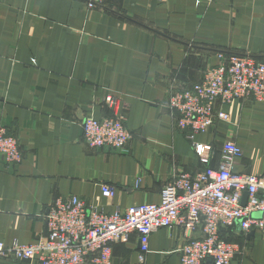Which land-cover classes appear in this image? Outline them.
I'll return each mask as SVG.
<instances>
[{
	"label": "crops",
	"instance_id": "0c3cea01",
	"mask_svg": "<svg viewBox=\"0 0 264 264\" xmlns=\"http://www.w3.org/2000/svg\"><path fill=\"white\" fill-rule=\"evenodd\" d=\"M218 53L264 63V0H103L93 10L82 0H0V129L22 154L15 165L0 158V243L45 237L56 198L77 196L105 214L158 203L174 175L217 169L226 141L242 150L235 173L264 176V100L218 105L229 120L193 139L167 107L171 92L217 65ZM113 115L124 118L126 146L88 147L81 124ZM224 235L239 247L231 264H264V232ZM198 236L155 231L145 264H180L176 249ZM138 245L136 233L114 244V264H136Z\"/></svg>",
	"mask_w": 264,
	"mask_h": 264
},
{
	"label": "built area",
	"instance_id": "2783aa9c",
	"mask_svg": "<svg viewBox=\"0 0 264 264\" xmlns=\"http://www.w3.org/2000/svg\"><path fill=\"white\" fill-rule=\"evenodd\" d=\"M90 10L103 0H82ZM217 65L190 89L171 92L167 107L175 113L177 128L189 139L207 133L217 120L229 115L216 110L233 101L264 100V63L250 55L218 53ZM106 103L116 106L111 96ZM85 143L92 149H122L130 140L121 115L87 119L81 124ZM205 148L196 146V152ZM242 150L233 141L221 149V164L196 174L174 175L163 187L158 203L134 205L105 214L77 196L56 198L47 207L46 236L36 243H0V258L28 260L32 264H114L113 245L138 235L136 264H145L151 235L162 228L181 227L186 238L176 252L180 264H231L239 253L224 231L234 227L247 235L264 232V176L235 173L232 169ZM0 158L8 165L21 162L17 138L0 129ZM207 161V160H206ZM203 161V162H206ZM103 197L113 189L101 186Z\"/></svg>",
	"mask_w": 264,
	"mask_h": 264
}]
</instances>
